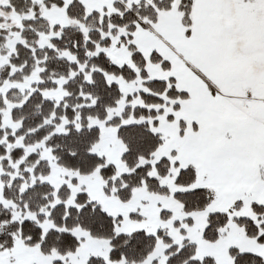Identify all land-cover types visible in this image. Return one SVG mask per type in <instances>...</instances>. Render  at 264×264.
<instances>
[{
  "label": "snow or ice",
  "instance_id": "snow-or-ice-1",
  "mask_svg": "<svg viewBox=\"0 0 264 264\" xmlns=\"http://www.w3.org/2000/svg\"><path fill=\"white\" fill-rule=\"evenodd\" d=\"M0 264H264V0H0Z\"/></svg>",
  "mask_w": 264,
  "mask_h": 264
}]
</instances>
